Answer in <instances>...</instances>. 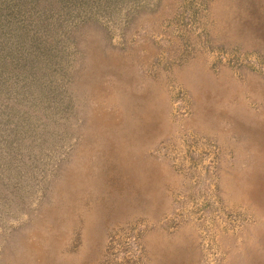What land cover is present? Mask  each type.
Masks as SVG:
<instances>
[{
	"label": "rangeland",
	"instance_id": "obj_1",
	"mask_svg": "<svg viewBox=\"0 0 264 264\" xmlns=\"http://www.w3.org/2000/svg\"><path fill=\"white\" fill-rule=\"evenodd\" d=\"M0 264H264V0H11Z\"/></svg>",
	"mask_w": 264,
	"mask_h": 264
},
{
	"label": "trees",
	"instance_id": "obj_2",
	"mask_svg": "<svg viewBox=\"0 0 264 264\" xmlns=\"http://www.w3.org/2000/svg\"><path fill=\"white\" fill-rule=\"evenodd\" d=\"M33 7L30 3L0 0V50H19L24 46L36 44V35L31 36V27L39 32L45 31L49 22L35 20L29 22V26L21 23L22 15Z\"/></svg>",
	"mask_w": 264,
	"mask_h": 264
}]
</instances>
